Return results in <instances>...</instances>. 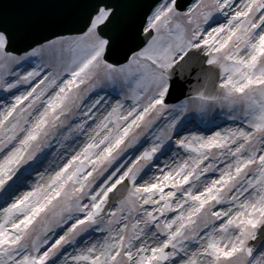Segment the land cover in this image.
Returning <instances> with one entry per match:
<instances>
[{
  "label": "snow or ice",
  "instance_id": "snow-or-ice-1",
  "mask_svg": "<svg viewBox=\"0 0 264 264\" xmlns=\"http://www.w3.org/2000/svg\"><path fill=\"white\" fill-rule=\"evenodd\" d=\"M0 264H264V0H0Z\"/></svg>",
  "mask_w": 264,
  "mask_h": 264
},
{
  "label": "rangeland",
  "instance_id": "rangeland-1",
  "mask_svg": "<svg viewBox=\"0 0 264 264\" xmlns=\"http://www.w3.org/2000/svg\"><path fill=\"white\" fill-rule=\"evenodd\" d=\"M221 126L223 127L224 125H223V124H221Z\"/></svg>",
  "mask_w": 264,
  "mask_h": 264
},
{
  "label": "bare ground",
  "instance_id": "bare-ground-1",
  "mask_svg": "<svg viewBox=\"0 0 264 264\" xmlns=\"http://www.w3.org/2000/svg\"><path fill=\"white\" fill-rule=\"evenodd\" d=\"M222 127V126H221Z\"/></svg>",
  "mask_w": 264,
  "mask_h": 264
}]
</instances>
